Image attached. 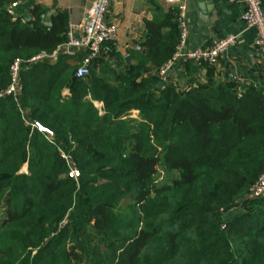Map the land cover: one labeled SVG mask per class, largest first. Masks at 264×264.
<instances>
[{
  "label": "trees",
  "instance_id": "trees-1",
  "mask_svg": "<svg viewBox=\"0 0 264 264\" xmlns=\"http://www.w3.org/2000/svg\"><path fill=\"white\" fill-rule=\"evenodd\" d=\"M14 1L0 0V92L16 60L21 82L18 101L0 99V264H264V197L248 198L264 174V94L191 62L186 89L157 88L150 74L179 40L172 11L115 71L95 61L75 78L84 54L28 63L64 44L68 25L41 6L14 22Z\"/></svg>",
  "mask_w": 264,
  "mask_h": 264
},
{
  "label": "crops",
  "instance_id": "crops-1",
  "mask_svg": "<svg viewBox=\"0 0 264 264\" xmlns=\"http://www.w3.org/2000/svg\"><path fill=\"white\" fill-rule=\"evenodd\" d=\"M92 0H15L16 12L23 19L31 18V10L41 6L46 10V17L62 15L75 37L80 35V25L84 20ZM262 7L264 8V0ZM186 5V23L188 28L187 48H203L212 45L229 35L237 37L236 45L222 54L217 64L211 67L214 80L230 81L229 76L237 77L241 90L254 88L264 94V53H259L255 46L256 33L247 29L241 16L246 0H182ZM173 8L162 0H112L109 4L106 21L116 26V37L104 45L98 59L99 67L117 70V60L122 58L137 59L136 53L142 51L141 44L146 42L147 22L167 21ZM27 17L24 18V15ZM151 53V51H150ZM153 69L150 75H154ZM185 64L177 63L169 72V83L181 90L188 86ZM198 81L204 82L207 72L204 68L195 74ZM240 209H235L227 216L232 220Z\"/></svg>",
  "mask_w": 264,
  "mask_h": 264
},
{
  "label": "built area",
  "instance_id": "built-area-1",
  "mask_svg": "<svg viewBox=\"0 0 264 264\" xmlns=\"http://www.w3.org/2000/svg\"><path fill=\"white\" fill-rule=\"evenodd\" d=\"M112 0H92L88 10L85 13L84 20L80 25V35L75 37L73 31L68 29L67 41L58 46L53 53H45L32 57L28 63H36L43 60H55L57 56L64 55L76 59L84 54L78 68L75 71V78L81 79L89 75L92 61L98 59L102 53L104 45L111 43L116 37V26L106 21V15L109 4ZM171 6L175 11L179 31L178 45L172 57L155 70V75L161 83H169V72L177 63H194L197 65L207 64L214 66L219 57L233 48L237 43V37L229 35L212 45L203 48L188 49L187 37L188 28L186 23V5L182 0H162ZM234 1V0H232ZM18 2H10L5 5V11L11 17L12 21L22 18L16 8ZM242 22L247 29H253L256 33L255 46L259 53H264V8L261 0H246L245 10L241 16ZM20 60H16L10 67V84L8 88L0 92V99L13 97L16 101L21 93V82L19 78ZM230 81L238 82L234 75L229 76ZM28 124L38 132L45 135V139L51 142L53 132L43 127L37 122L27 121ZM58 152L68 167V177L76 180L79 177V171L74 164L72 156L60 149ZM264 197V174L250 187L248 191L249 199H261ZM224 229V226L222 227Z\"/></svg>",
  "mask_w": 264,
  "mask_h": 264
},
{
  "label": "rangeland",
  "instance_id": "rangeland-1",
  "mask_svg": "<svg viewBox=\"0 0 264 264\" xmlns=\"http://www.w3.org/2000/svg\"><path fill=\"white\" fill-rule=\"evenodd\" d=\"M21 172L25 173L26 172V167H24ZM169 179H170V177L168 175H166L164 169L159 167L158 168L157 181H159V183H163L164 181H167Z\"/></svg>",
  "mask_w": 264,
  "mask_h": 264
},
{
  "label": "water",
  "instance_id": "water-1",
  "mask_svg": "<svg viewBox=\"0 0 264 264\" xmlns=\"http://www.w3.org/2000/svg\"><path fill=\"white\" fill-rule=\"evenodd\" d=\"M27 17V14H25L24 15V18H26ZM129 59H126V61H128ZM163 86V83H161V82H159L158 84H157V88H161Z\"/></svg>",
  "mask_w": 264,
  "mask_h": 264
}]
</instances>
